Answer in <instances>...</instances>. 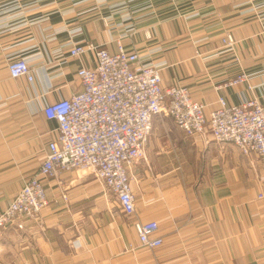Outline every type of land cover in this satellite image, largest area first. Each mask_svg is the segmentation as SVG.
<instances>
[{"label": "crops", "instance_id": "0c3cea01", "mask_svg": "<svg viewBox=\"0 0 264 264\" xmlns=\"http://www.w3.org/2000/svg\"><path fill=\"white\" fill-rule=\"evenodd\" d=\"M231 33L236 44L224 49ZM121 41L160 66L162 85L186 86L206 115L223 96L264 107V0H0V209L38 173L58 123L44 106L81 90L77 71ZM26 57L34 79L12 78ZM244 72L237 85L226 82ZM135 211L123 212L89 170L41 177L49 201L37 220L0 233V264H264V160L210 132L188 135L154 119L146 158L130 170ZM156 221L162 246L142 247L135 222Z\"/></svg>", "mask_w": 264, "mask_h": 264}, {"label": "built area", "instance_id": "2783aa9c", "mask_svg": "<svg viewBox=\"0 0 264 264\" xmlns=\"http://www.w3.org/2000/svg\"><path fill=\"white\" fill-rule=\"evenodd\" d=\"M222 43L224 49L233 50L236 40L227 33ZM68 53L72 58L92 53L95 66L78 69L81 90L44 106L46 117L58 123V135L48 144L38 173L0 209V233L11 226L22 228L25 218H40L49 205L41 177L54 178L62 171L89 170L104 183L121 210L133 214L136 205L130 170L146 158L154 119L159 116L171 117L188 135L210 132L216 142L234 144L243 153L264 160V107L258 99L230 105L220 96L217 108L207 116L205 104L193 99L186 86L164 87L160 66L128 51L121 41L114 51L91 42L72 43ZM8 72L12 78L34 79L26 57L10 60ZM248 78L249 74L241 72L224 86ZM134 226L142 247L162 246L158 222L137 221Z\"/></svg>", "mask_w": 264, "mask_h": 264}, {"label": "rangeland", "instance_id": "374dc122", "mask_svg": "<svg viewBox=\"0 0 264 264\" xmlns=\"http://www.w3.org/2000/svg\"><path fill=\"white\" fill-rule=\"evenodd\" d=\"M20 190V189H19Z\"/></svg>", "mask_w": 264, "mask_h": 264}]
</instances>
